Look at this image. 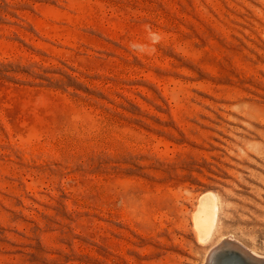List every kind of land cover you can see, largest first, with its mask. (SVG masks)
<instances>
[{
	"label": "rangeland",
	"instance_id": "rangeland-1",
	"mask_svg": "<svg viewBox=\"0 0 264 264\" xmlns=\"http://www.w3.org/2000/svg\"><path fill=\"white\" fill-rule=\"evenodd\" d=\"M229 235L264 254V0H0V264H208Z\"/></svg>",
	"mask_w": 264,
	"mask_h": 264
},
{
	"label": "bare ground",
	"instance_id": "bare-ground-1",
	"mask_svg": "<svg viewBox=\"0 0 264 264\" xmlns=\"http://www.w3.org/2000/svg\"><path fill=\"white\" fill-rule=\"evenodd\" d=\"M214 200L210 197H206L199 205L200 208H198L199 211H197V225L201 230L202 236H206L210 233L216 223L218 211L216 206L217 204L214 203ZM213 250V255L208 264H229V262L234 259L235 255L246 256L248 264H264V254L258 253L249 248L240 240H237L233 235L225 236L219 244L213 248ZM215 252L222 253L218 255L215 254ZM223 253H226L225 257L224 255L222 256ZM214 257L215 259H213Z\"/></svg>",
	"mask_w": 264,
	"mask_h": 264
},
{
	"label": "water",
	"instance_id": "water-1",
	"mask_svg": "<svg viewBox=\"0 0 264 264\" xmlns=\"http://www.w3.org/2000/svg\"><path fill=\"white\" fill-rule=\"evenodd\" d=\"M241 257H242L241 260L232 259V261L229 262V264L232 263L234 260L237 262V263H234V264H248L247 257L244 256V255H242Z\"/></svg>",
	"mask_w": 264,
	"mask_h": 264
}]
</instances>
